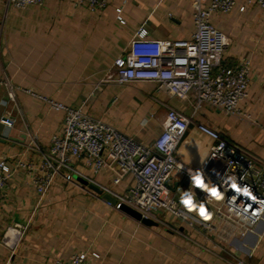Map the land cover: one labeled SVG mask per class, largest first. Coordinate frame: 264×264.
<instances>
[{
	"label": "crops",
	"instance_id": "0c3cea01",
	"mask_svg": "<svg viewBox=\"0 0 264 264\" xmlns=\"http://www.w3.org/2000/svg\"><path fill=\"white\" fill-rule=\"evenodd\" d=\"M191 12L192 0H108L96 11L74 0H44L24 8L0 0V157H6L13 170L0 196V242L4 235L8 241L0 243V264L67 261L75 251L98 253L89 264H235L238 259L264 264V216L244 236L227 235V227L216 220L206 229L160 211L157 217L173 229L147 226L106 205L84 183L79 186L61 176L40 195L34 188L37 170L16 166L18 160H40L41 154L28 147L31 136L46 150L51 135L62 128L63 113L21 90L9 99L4 80L69 105H83L90 116L145 144L161 133L168 107L190 115L192 94L179 99L155 82L118 85L105 79L139 27L152 39H189L194 31ZM118 13L123 24L117 21ZM212 22L229 37L222 64L250 59L247 96L239 103L240 118L204 106L193 120L264 162L263 13L249 5L243 12L235 8L227 15L214 14ZM210 143L190 123L176 156L189 169L207 170ZM73 165L115 192L130 184L125 178L113 185L108 168L94 174L80 160ZM73 179L80 181L77 174ZM169 186L177 202L193 189L179 171L172 173ZM12 225L19 231L9 233Z\"/></svg>",
	"mask_w": 264,
	"mask_h": 264
},
{
	"label": "built area",
	"instance_id": "2783aa9c",
	"mask_svg": "<svg viewBox=\"0 0 264 264\" xmlns=\"http://www.w3.org/2000/svg\"><path fill=\"white\" fill-rule=\"evenodd\" d=\"M6 1L16 8H24L44 0ZM107 2L74 0L76 5H84L91 11L104 8ZM249 5H256L264 16V0H243L241 4L237 0H192L194 31L189 39H152L144 27H139L127 49L114 59L107 81L118 85L155 82L159 89L179 99H187L192 94L191 114L168 107L162 131L150 144L90 116L83 105H69L4 80L9 99L14 100L16 90H21L40 99L50 109L63 113L62 128L51 135L46 150L40 147L36 135L31 136L28 147L41 154L40 160L36 163L18 160L16 163L18 167L37 170L35 191L43 195L57 176L83 186L73 179L77 174L87 184L99 187L102 193L116 199V204H112L97 194L106 205L120 211V205L124 204L139 212L142 218L167 228L173 229L157 217L159 211L190 225L198 223L206 229H210L215 220L219 221L227 227L229 236L252 232L264 216V162L223 137L219 131L193 120L204 106L239 118L242 115L239 103L247 96L250 59L244 56L232 66L222 64L229 37L212 22V16L227 15L235 8L243 12ZM116 18L121 24L125 22L120 13ZM1 122L11 123L7 118H2ZM190 123L211 139L207 170L189 169L176 156ZM76 160L94 174L110 169L113 185H119L125 178L130 179V184L123 192H115L79 172L73 165ZM12 171L7 158L0 157V196ZM174 171L184 174L186 183L193 187L180 202L175 200L169 186ZM196 177L200 178L201 184L196 183ZM211 189H216L215 195ZM201 208L205 210L203 215ZM7 231L15 233L19 229L12 225ZM4 236L1 242L7 244ZM90 257L98 258L99 254L75 251L67 261L55 258L47 264H89ZM235 264L247 263L238 259Z\"/></svg>",
	"mask_w": 264,
	"mask_h": 264
},
{
	"label": "water",
	"instance_id": "95a60500",
	"mask_svg": "<svg viewBox=\"0 0 264 264\" xmlns=\"http://www.w3.org/2000/svg\"><path fill=\"white\" fill-rule=\"evenodd\" d=\"M80 182L87 185V187L89 189H91L92 191H94L95 193L102 195L103 198H105L106 200H108L112 204H116V199L108 193H102V190L99 187H97L93 184H87V182L84 179H80ZM120 211L125 213L126 215H129L130 217H132L133 219L137 220L138 222H140L144 225H147V226H156L157 225V223L155 221L148 219V218H142L139 212H137L136 210H134L131 207L126 206L124 204L120 205Z\"/></svg>",
	"mask_w": 264,
	"mask_h": 264
},
{
	"label": "snow or ice",
	"instance_id": "6c2138e0",
	"mask_svg": "<svg viewBox=\"0 0 264 264\" xmlns=\"http://www.w3.org/2000/svg\"><path fill=\"white\" fill-rule=\"evenodd\" d=\"M196 179V183L197 184H201L202 182L200 181V178L199 177H196L195 178ZM211 191H212V193H213V195H215L216 194V189H211ZM185 203H191L190 201H185ZM201 214L203 215L204 214V209L203 208H201Z\"/></svg>",
	"mask_w": 264,
	"mask_h": 264
}]
</instances>
